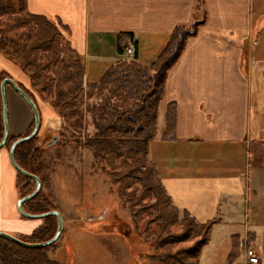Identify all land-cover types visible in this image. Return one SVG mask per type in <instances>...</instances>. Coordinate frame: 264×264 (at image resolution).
<instances>
[{
    "label": "crops",
    "instance_id": "1",
    "mask_svg": "<svg viewBox=\"0 0 264 264\" xmlns=\"http://www.w3.org/2000/svg\"><path fill=\"white\" fill-rule=\"evenodd\" d=\"M200 1L199 6L197 0H26V7L28 12L66 28L62 33L81 58L88 83L97 82L110 66L123 59L118 53L119 35L132 36L131 41H126L128 47H134L132 59L149 65L166 46L175 27L198 22L197 34L187 40L179 59L167 72L157 135L149 143L148 160L155 165L180 218L188 212L199 224L214 220L212 227L229 230L234 226L231 218L238 213L240 194L225 185L217 197H208L206 185L197 180L188 182L181 176L191 170L194 176L198 175L204 169L205 158L215 155L217 147H236L247 142L251 90L248 54L257 45L250 35L251 0ZM2 72L27 89L17 67L0 53ZM5 94L8 138L18 139L27 133L33 115L10 87ZM170 104L175 105L174 140L166 142L161 140V133ZM35 105L40 129L56 128L58 118L47 107ZM15 182L16 171L9 162L8 151L2 148L0 232L22 239L36 230L41 220L32 222L18 214ZM256 184L257 189L264 188L261 182ZM247 186L249 190L251 182ZM257 189L253 193L260 199L251 206L244 227L247 234L254 233L252 230L259 227L256 220L264 216L260 214L264 211V194ZM176 193L178 202L173 198ZM83 214L93 216L85 211ZM62 219L64 224L63 216ZM80 231L85 239L93 235ZM97 236L122 238L102 230Z\"/></svg>",
    "mask_w": 264,
    "mask_h": 264
},
{
    "label": "trees",
    "instance_id": "2",
    "mask_svg": "<svg viewBox=\"0 0 264 264\" xmlns=\"http://www.w3.org/2000/svg\"><path fill=\"white\" fill-rule=\"evenodd\" d=\"M198 5L202 3L200 0ZM0 52L15 63L29 78L30 88L40 99L48 101L63 120V133L74 138L75 143L88 151L93 159L107 169L116 195L123 209L128 211L135 232L151 242L155 255L148 258L150 264H198L201 249L209 240L214 220L199 224L188 213L180 218L164 189L158 171L148 160L149 143L156 138L158 110L164 100L168 70L177 62L186 42L197 34L198 22L177 26L169 36L166 46L149 65L121 59L110 66L97 82L85 81L81 58L74 52L58 26L41 15L27 11L26 0H0ZM130 35L118 36V53L128 48ZM8 74L0 73V84ZM264 83V73H262ZM34 102L30 90L18 85ZM93 132L84 135L86 119ZM175 105L167 106L164 114L162 141L174 140ZM34 129V120L28 130ZM2 102L0 96V142L3 138ZM39 134V133H38ZM38 134L18 145L13 158L18 167L36 176L41 182L39 193L22 205L28 214L57 211L42 192L41 152L44 143ZM57 136L58 141L61 134ZM24 137V136H23ZM50 138V139H51ZM15 138H7L3 148L9 152ZM57 141V142H58ZM18 200L35 189L33 180L16 172ZM143 222V227L140 225ZM55 217L41 220V225L29 236L18 238L29 244L49 241L56 233ZM175 228L179 232H175ZM49 247L26 249L0 238V264H58L51 258L59 240ZM248 244L254 235L248 234ZM192 242L186 248L176 245ZM240 254V240L230 237L227 264H236Z\"/></svg>",
    "mask_w": 264,
    "mask_h": 264
},
{
    "label": "rangeland",
    "instance_id": "3",
    "mask_svg": "<svg viewBox=\"0 0 264 264\" xmlns=\"http://www.w3.org/2000/svg\"><path fill=\"white\" fill-rule=\"evenodd\" d=\"M251 12L250 35L257 47L248 54L251 61L250 135L242 145L217 147L215 155L207 160L205 158L204 169L198 171L201 176H194L192 170L181 176L188 182L197 180L206 185L209 190L208 197L212 194L217 197L218 191L223 192L225 185L229 190L240 194L237 199L238 213L231 218L234 226L229 227V230L220 226L211 228L209 240L201 249L198 264H227L232 235H237L240 240V254L236 264L242 261L244 244L256 247L261 264H264V216L256 220L259 227L252 230L255 238L251 245L248 244L249 237L244 231L251 206L254 201L260 199L257 193H253V189L258 188L256 182L264 184V83L261 77L264 73V0H251ZM3 21H8V17L0 18V22ZM12 64L23 75L27 89L34 96V103L43 108L47 107L58 118L56 128H41L38 137L43 141H51L53 134L59 133L62 136L56 144L47 149L43 148V143L41 152L42 192L55 209L61 211L64 218V233L51 258L58 264H150L148 257L155 255L154 248L149 240H145L144 235H138L133 229L130 215L123 209L107 169L74 142L77 138L63 133V120L48 101L33 93L29 78L15 63ZM8 77L11 78V75L8 74ZM92 132V124L87 118L86 130L81 133L79 144L83 142L84 135H91ZM248 182H251L249 190ZM257 190L264 194V188ZM178 195H173L176 202ZM84 211L87 215H93L91 220L85 219ZM260 214H264V211ZM141 226L143 227V222ZM119 228L123 231L120 235L122 238L97 236L100 230L115 234ZM80 230L93 235L89 234V239H85ZM174 231L179 232V229L175 228ZM191 245L192 242H186L176 245L175 249Z\"/></svg>",
    "mask_w": 264,
    "mask_h": 264
},
{
    "label": "water",
    "instance_id": "4",
    "mask_svg": "<svg viewBox=\"0 0 264 264\" xmlns=\"http://www.w3.org/2000/svg\"><path fill=\"white\" fill-rule=\"evenodd\" d=\"M7 87H10L18 96H20L26 102V104L29 106V108L32 112L33 120H34L33 131L27 136L18 138L11 145L9 152H8V159H9V162H10L11 166L13 167V169L17 173H19L20 175L33 180L35 183L34 191L31 194H29L28 196H26L22 199H19L17 201L16 210L21 217L28 219V220H42L44 218L51 217V216L55 217L58 221V226H57V230H56L55 235L49 241L44 242V243H39V244L25 243V242L19 240L18 238L14 237L12 235L3 233V232H0V238H3L9 242H12V243H14V244H16L22 248L41 249V248L51 246L52 244H54L58 240V238L60 237L62 230H63V219H62L61 214L58 211H50V212H46L43 214L33 215V214H28L22 210V205L24 203L30 201L31 199H33L39 193V191L41 189V182L36 176H34V175L22 170L20 167H18V165L14 161L13 152L18 145H20L21 143H24L26 141L31 140L32 138H34L39 133V131H40V115H39V112L37 110L36 105L25 94V92L22 89H20L18 87V85L15 84L10 78L4 79L2 81V83L0 84V96H1V102H2V119H3V130H4L3 138L0 142V149L3 148L5 142L7 141V138H8L7 103H6V94H5ZM57 141H58V137L57 136L53 137L52 140L46 144V147L53 146L54 144L57 143Z\"/></svg>",
    "mask_w": 264,
    "mask_h": 264
},
{
    "label": "built area",
    "instance_id": "5",
    "mask_svg": "<svg viewBox=\"0 0 264 264\" xmlns=\"http://www.w3.org/2000/svg\"><path fill=\"white\" fill-rule=\"evenodd\" d=\"M134 51V47L132 45L129 46L122 54L123 59H126L128 61L132 60ZM240 264H261L258 249L256 247L244 244L242 252V261Z\"/></svg>",
    "mask_w": 264,
    "mask_h": 264
},
{
    "label": "flooded vegetation",
    "instance_id": "6",
    "mask_svg": "<svg viewBox=\"0 0 264 264\" xmlns=\"http://www.w3.org/2000/svg\"><path fill=\"white\" fill-rule=\"evenodd\" d=\"M85 219L87 220H91L92 219V217L91 216H85ZM103 218H101V220H102ZM107 232V231H106ZM107 233H110V232H107ZM112 234V233H111ZM115 234H118V235H122L123 234V231H122V229L121 228H119V230L118 231H116V233Z\"/></svg>",
    "mask_w": 264,
    "mask_h": 264
}]
</instances>
